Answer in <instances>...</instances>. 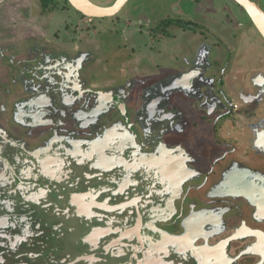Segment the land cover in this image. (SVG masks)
<instances>
[{
	"label": "flooded vegetation",
	"instance_id": "flooded-vegetation-1",
	"mask_svg": "<svg viewBox=\"0 0 264 264\" xmlns=\"http://www.w3.org/2000/svg\"><path fill=\"white\" fill-rule=\"evenodd\" d=\"M255 2L264 10V0ZM255 31L258 44L263 37ZM229 48L222 47L224 66L212 64L208 81L198 66L180 78L162 71L166 82L149 101L140 84L136 100L113 81L87 84L74 72L82 60L67 74L55 71L72 65L69 53L7 93L13 98L0 122L10 116L30 129L23 136L0 126V264H264V98L247 92L248 83L264 78L257 77L262 67L248 73L246 56L235 57L242 49ZM230 80L245 105L230 99ZM144 107L147 116L139 112ZM153 123L158 130L149 129ZM248 126L250 145L242 141ZM38 128L41 134L31 130ZM169 130L195 133L193 147L178 136L164 153L169 158L156 155ZM237 147H253V159ZM143 154L149 165L140 163ZM165 183L170 188L159 199L152 187ZM157 199L164 209L152 213Z\"/></svg>",
	"mask_w": 264,
	"mask_h": 264
},
{
	"label": "rangeland",
	"instance_id": "rangeland-1",
	"mask_svg": "<svg viewBox=\"0 0 264 264\" xmlns=\"http://www.w3.org/2000/svg\"><path fill=\"white\" fill-rule=\"evenodd\" d=\"M92 1L104 6L115 2V0ZM138 20L143 24L137 22ZM148 20L150 25L145 23ZM161 21L165 28H161ZM166 21L171 22L165 25ZM176 24H187L189 31ZM251 29L255 31V26L246 11L234 0H128L117 14L103 18L81 16L64 0H1L0 54L3 59L0 61V118L2 119L7 111L4 103L7 104L9 99L13 98L7 99V95L11 97L14 95L13 91L24 87L25 80L27 83L31 82L29 78H33L35 72H42L44 70L42 66L47 67L54 62H62L63 60L59 59L62 53H69L67 61L72 65L61 64L54 68L55 71L63 69L64 74H67L75 68L74 66L79 65V60H82L81 70L74 72H79L82 77L85 76L83 79L87 84L96 80L104 81L103 84H110L113 81L117 87H124L126 92L128 89L133 90L134 100L141 94V89L136 88L139 84L146 89L149 88L148 101L158 95L161 91L160 87L165 84L162 81L165 79V76H162L164 70L167 71L166 76L174 75V78H180L182 73H187L186 71L191 67L198 66L202 69L201 76L207 78L209 69L214 68L213 65L217 64V69L224 66L226 57L222 47L226 49L230 47L228 54H231V50L234 53L233 49L236 47L242 49L241 52L235 51V57L246 56L245 66L249 69L248 73L255 67H262L261 73H257L258 81L261 83L264 77V40L262 38L258 44H255L256 39L252 37ZM149 30L151 36L148 37ZM168 33L173 37L167 36ZM257 36L260 38L258 33ZM220 37L224 41L220 42ZM194 38L197 40H193ZM256 54L262 55L259 63L254 61ZM175 55L178 57H174ZM63 78L65 77H60ZM209 79L208 77L206 81ZM128 80L131 81V85L127 87L125 83ZM204 81L205 79H202L201 82ZM200 86L205 88L200 89L201 95L207 96L210 91L209 86L207 87L206 83ZM237 87V82L234 80L226 81V88L231 91L230 99L235 98L239 103L244 104L240 98V89ZM247 87V92L255 90L264 98V83L258 85L251 82ZM184 107L187 108L186 105ZM139 112L147 116L145 107ZM255 112L257 110L251 111V114ZM187 113H191L190 108L186 109ZM8 114H12V111L8 110ZM41 115L38 112L33 118H40ZM155 124L153 123L149 129L158 130L153 127ZM165 125H168V122H165ZM0 126H5L6 130H11L13 133L19 132L23 136L30 129L17 118L11 119L10 116L0 122ZM31 130L34 132L37 130L36 133L41 132L39 128ZM186 133L187 136L184 137L169 130L164 139L162 137L159 139L161 143L158 145L163 148V154L156 155L169 158L170 156L164 153L169 145L175 143L174 140L178 136L182 140L186 138L184 146L193 147L192 137L195 133L188 130ZM242 136V141L250 145L254 138L251 126L247 127ZM45 137L46 135H42L40 141ZM26 140L27 143L35 144V139ZM47 144L49 146L51 142ZM252 151L253 147H237L236 152L240 155L246 153L248 158H251L249 154ZM149 161V156L145 154L140 158V163L144 165H149ZM160 168L157 166L155 170ZM158 171L162 172V170ZM159 172L156 174L161 176ZM164 186L167 188L164 191L170 188L168 183L152 187L154 189L152 193H158L159 199ZM159 199L157 204L153 205L155 210L152 213L160 212L157 208L164 209ZM165 209L171 213L167 205ZM175 216L176 214L168 221L171 222ZM56 219L51 217L50 222L53 223ZM191 220L190 216L183 219L184 223H189ZM166 235L174 239L172 235L168 233ZM166 235L165 239L168 240ZM69 237L72 240L74 238V236ZM67 245L70 248L69 243Z\"/></svg>",
	"mask_w": 264,
	"mask_h": 264
},
{
	"label": "water",
	"instance_id": "water-1",
	"mask_svg": "<svg viewBox=\"0 0 264 264\" xmlns=\"http://www.w3.org/2000/svg\"><path fill=\"white\" fill-rule=\"evenodd\" d=\"M69 4L86 17H111L119 12L128 0H115L111 5H99L92 0H67ZM247 13L250 20L264 38V10L253 0H234Z\"/></svg>",
	"mask_w": 264,
	"mask_h": 264
},
{
	"label": "trees",
	"instance_id": "trees-1",
	"mask_svg": "<svg viewBox=\"0 0 264 264\" xmlns=\"http://www.w3.org/2000/svg\"><path fill=\"white\" fill-rule=\"evenodd\" d=\"M66 2L67 5H70L69 2L67 0H64ZM46 3V2H45ZM71 6V5H70ZM80 13V12H79ZM81 16H84L83 14L80 13Z\"/></svg>",
	"mask_w": 264,
	"mask_h": 264
},
{
	"label": "bare ground",
	"instance_id": "bare-ground-1",
	"mask_svg": "<svg viewBox=\"0 0 264 264\" xmlns=\"http://www.w3.org/2000/svg\"><path fill=\"white\" fill-rule=\"evenodd\" d=\"M264 78V77H263ZM168 79V78H167ZM165 82H166V79H165ZM170 82V81H169ZM158 91H160V90H158ZM159 94H160V92H159ZM186 172V171H185ZM233 175V174H232ZM239 175V174H238ZM233 178V177H232Z\"/></svg>",
	"mask_w": 264,
	"mask_h": 264
},
{
	"label": "crops",
	"instance_id": "crops-1",
	"mask_svg": "<svg viewBox=\"0 0 264 264\" xmlns=\"http://www.w3.org/2000/svg\"><path fill=\"white\" fill-rule=\"evenodd\" d=\"M236 175H238L237 172L233 173V176H236Z\"/></svg>",
	"mask_w": 264,
	"mask_h": 264
}]
</instances>
